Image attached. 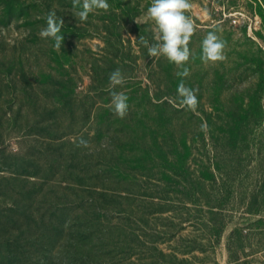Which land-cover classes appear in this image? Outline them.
I'll use <instances>...</instances> for the list:
<instances>
[{"label": "rangeland", "instance_id": "obj_1", "mask_svg": "<svg viewBox=\"0 0 264 264\" xmlns=\"http://www.w3.org/2000/svg\"><path fill=\"white\" fill-rule=\"evenodd\" d=\"M107 2V11L80 21L72 0H0V158L12 165L0 173L7 179L0 207L16 202L21 210L35 212L30 245L43 213L48 222L54 212L57 219L69 218L63 235L48 231L58 241L52 253L42 248L28 264H130L121 248L115 250L116 239L150 240L155 223L171 222L186 229L174 228L175 238L198 235V207L190 204L189 211L182 200L191 194L196 203L198 166L210 159L215 181L207 187L230 193L231 205L222 212L228 223L221 240L208 245L205 254L195 252L199 259L192 262L232 264L227 244L244 222L245 204L256 203L264 212V0H189L185 14L195 32L188 45L193 55L185 65L189 74L183 78L176 75L182 69L162 55L148 56L139 42L140 36L149 45L159 42L147 16L151 0ZM52 11L64 21L60 49L39 35ZM212 31L226 41L225 59L204 63L201 45ZM116 69L125 82L113 89L109 75ZM182 79L197 90L195 111L179 103ZM112 91L128 96L123 119L114 115ZM81 137L87 148L75 146ZM184 141L193 153L188 175L164 162L165 155L176 161ZM26 169L38 175L26 178ZM36 193L32 211L23 197ZM153 195L169 198L173 211L155 214L161 207L152 203ZM8 220L0 219V240L14 233L22 241L29 222ZM261 220L250 225L239 264H264ZM82 231L87 245L72 258L62 246L72 242L79 250ZM101 242L108 245L100 249ZM132 252L143 260L138 264H159L152 258L158 252L147 244Z\"/></svg>", "mask_w": 264, "mask_h": 264}, {"label": "trees", "instance_id": "obj_2", "mask_svg": "<svg viewBox=\"0 0 264 264\" xmlns=\"http://www.w3.org/2000/svg\"><path fill=\"white\" fill-rule=\"evenodd\" d=\"M243 126L240 125L238 127V130H242ZM179 152V151H178ZM192 147L184 141L182 143V150L177 154L176 161H171L167 155L164 156V162L168 164L171 167H175L176 170H179L180 172H184L186 175L189 173V167L188 163L191 161L192 156ZM17 164H14V167ZM19 167H23L18 165ZM8 167H12L8 163L7 160L0 158V173H5L8 169ZM24 169V167H23ZM174 169V168H172ZM15 173V172H14ZM198 173H199V182L197 183L198 188L194 190V196L196 197V203H194V200L189 194L184 200H182V203L185 207H187V210L190 211V204H196L198 207V216L199 219L197 225H195V231L198 233V235L195 236L194 239H181V238H175V234L170 235V232L174 230V228L178 227V233H182L185 231V227L182 225H176L174 222H171V225H163V224H154L151 228L149 223L147 224L151 228L152 234L150 235V240H141L140 236L134 235L135 237L132 240H129L128 237L125 239H116L113 244L115 250L116 248H121L122 254L125 256V258L128 259L130 264H138L137 262L142 263V259L138 260V256L133 254L132 251H134L135 248L140 246V243H142L144 246L147 244V249H152L158 252V257L153 256L152 258L157 259L159 264H196V262H192L193 260L199 259L197 256H194L195 252H201L203 254L207 253V246L211 245L213 243L219 242L221 240L224 229L226 227V224L228 223L226 221V218L223 216L222 212L229 207L228 205H231L230 199V193L229 192H220L215 193L212 189L208 188V184L214 183L215 181V170L211 166V160L208 159V161H203L200 166H198ZM17 175V173H16ZM26 178L36 177L38 174L36 172H30L29 170H25L24 174ZM21 178V177H20ZM7 181L5 177H0V190L4 188L3 181ZM226 180L224 181V184H226ZM3 184V185H2ZM38 193V192H37ZM30 194L23 197V201L25 203V206L32 209L33 206L36 203L38 194ZM108 197V196H107ZM152 203L155 206L161 207L158 208V210L155 212V214L164 215L165 213L172 212L173 208L172 206H169L167 203L169 201V198H161L156 195L151 196ZM26 199V200H25ZM28 200V201H27ZM246 203V202H245ZM235 205H239L240 203L238 200L234 202ZM258 205V204H257ZM256 206V203L253 205L245 204V211H242V214L244 215V222L240 224V228L238 227L233 233L231 234L228 242V251H229V258L231 260L232 264H239L243 261V247L245 240L247 238L246 234L250 230H252L250 225L257 226L259 223H262L261 220L264 218L263 210L258 208H253ZM235 207V208H234ZM1 208V207H0ZM22 208L20 205L16 204V202L11 206V208H5L0 211V219H9L8 221H13L14 223L18 224V222H29L28 227L29 229L23 230L22 237L24 238L22 241L15 238V234H11L8 238H2L0 240V264H28L30 261V258L32 255H35V257L39 258V253L42 251V248H45L47 254L52 253L51 246L53 248H56L57 240L54 242L53 238L48 235V231H56L57 233H60L63 235L64 229L62 230L61 227H63L67 222L69 218H66V216H62L61 219H57L55 217L56 213L51 214V218L48 222V214L43 213L41 217L42 226L39 229V234L36 236L34 233L35 240L32 242V244H28L32 239H30L29 236L31 232V223L35 222V218L30 219L31 217H34L35 212L32 213L29 212L27 209L21 210ZM234 211L239 212V209L236 208V206H233ZM154 214V215H155ZM250 215L254 217L256 222L253 219H247L245 215ZM182 216L184 214H181ZM67 221H66V220ZM171 219V218H169ZM177 219V218H176ZM157 220V218H156ZM48 222V223H47ZM162 222V221H161ZM184 221L182 220V223ZM257 224V225H256ZM1 227H3L0 224ZM248 226V227H247ZM162 227V230H158L157 228ZM167 227L169 229H167ZM18 230L19 228H15V230ZM256 229V228H254ZM55 232V233H56ZM88 237L87 232L82 231L80 232V242L79 244V250L74 246L72 242H69V245L67 242H64V250L71 253V255L74 257H77L82 254L84 251V248L87 244ZM60 241V239H58ZM24 243V244H23ZM138 243L139 245H137ZM108 244H105L104 242H101L100 245L97 247L100 249H104ZM163 245H167L166 248L162 247ZM25 259V260H22ZM50 257L48 258V260ZM44 263H47L46 260L42 259ZM41 260V261H42ZM203 260V259H200ZM40 264V261L37 262ZM200 264H203V262H200Z\"/></svg>", "mask_w": 264, "mask_h": 264}, {"label": "clouds", "instance_id": "obj_3", "mask_svg": "<svg viewBox=\"0 0 264 264\" xmlns=\"http://www.w3.org/2000/svg\"><path fill=\"white\" fill-rule=\"evenodd\" d=\"M75 17L80 21L87 20L89 14L97 11H107L110 8L107 0H72ZM191 8L189 0H151V5L147 9V16L154 21L158 33L156 39L158 43L149 45L147 39L140 36L139 42L147 47L148 56H164L170 63H173L178 69V77H187L189 69L185 67L190 57L193 55L189 48V42L195 32V26L192 19L185 14L186 10ZM47 26L40 30L39 35L42 38L52 39L54 47L60 49L63 44V35L61 30L64 27V21L57 17L54 11L49 12L46 17ZM134 40L135 37H132ZM227 44L216 32H209L202 41V53L200 59L204 63L219 62L225 59V48ZM125 77L120 69L114 70L109 75V85L115 88L123 85ZM179 103L188 110L195 111L198 106L197 90L185 85L183 79L177 87ZM111 104L113 112L118 118L123 119L129 109L128 96L124 92H111ZM76 147H88V141L81 137L76 142Z\"/></svg>", "mask_w": 264, "mask_h": 264}, {"label": "built area", "instance_id": "obj_4", "mask_svg": "<svg viewBox=\"0 0 264 264\" xmlns=\"http://www.w3.org/2000/svg\"><path fill=\"white\" fill-rule=\"evenodd\" d=\"M233 22L236 24L237 23V20H234Z\"/></svg>", "mask_w": 264, "mask_h": 264}]
</instances>
